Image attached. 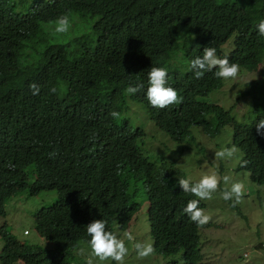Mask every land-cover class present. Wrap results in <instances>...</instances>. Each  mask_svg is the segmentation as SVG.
Wrapping results in <instances>:
<instances>
[{
	"label": "trees",
	"instance_id": "trees-1",
	"mask_svg": "<svg viewBox=\"0 0 264 264\" xmlns=\"http://www.w3.org/2000/svg\"><path fill=\"white\" fill-rule=\"evenodd\" d=\"M65 14L82 23L68 43L45 30ZM261 20L264 0H0V98L10 106L0 111V218L13 196L56 192L34 213L36 233L55 251L25 245L5 225L0 264H76L74 251L79 242L88 245L86 228L94 219L107 221V230L127 231L138 205L124 190L123 172L144 179L155 253H180L172 264H211L201 247L205 225L183 211L197 199L179 187L186 177L144 154L146 130L133 127L123 113L128 99L137 101L136 110L144 106L148 119L178 144L195 127L215 139L231 126L233 144L248 161L237 169L264 186V136L256 131L264 119V101L257 96L264 95V36L256 27ZM204 47L246 72H260L240 94L251 101L243 121L233 108L211 100L224 87L215 69L197 79L189 68ZM179 51L184 56L176 62ZM151 67L167 68L168 86L182 103L164 109L148 103ZM31 83L39 86L38 95ZM129 84L144 87L127 95ZM200 207L207 205L200 201Z\"/></svg>",
	"mask_w": 264,
	"mask_h": 264
},
{
	"label": "rangeland",
	"instance_id": "rangeland-1",
	"mask_svg": "<svg viewBox=\"0 0 264 264\" xmlns=\"http://www.w3.org/2000/svg\"><path fill=\"white\" fill-rule=\"evenodd\" d=\"M76 24H82L74 17L72 28L66 34H57L55 26L45 29L54 38L68 43ZM69 34L70 36H67ZM232 41L224 46L225 52H229ZM227 48V49H226ZM181 50H184L182 47ZM184 56L183 51L175 55L176 62ZM264 70V64L261 68ZM260 72H246L240 69L238 78L224 80V87L211 95V100L220 103L225 109L233 108V116L243 121L250 107L249 97H240L245 91L246 84L259 78ZM260 101H264V95L257 94ZM209 100L210 98H204ZM137 101L128 99V111L123 113V118L128 120L133 127L143 126L148 135L147 148L144 154L152 162L160 164H174L184 177H191L192 181L199 180L203 175L217 172L220 177L229 175L232 182H241L245 188V195L241 203L233 206L232 200H224L221 191L230 189V184L225 185L221 179L219 190L214 193L213 199L204 201L207 205L203 209L210 216L209 222L201 230V247L204 260L211 264H264V186L253 184L249 174L238 170L237 159L243 154L238 150L232 159L218 160L214 153L224 147H232L233 128L226 126L217 138L213 139L202 133L199 128L193 129L192 136L183 144L171 141L170 136L163 133L148 119L144 106L136 110ZM140 106V104H139ZM122 120V119H120ZM183 149V150H182ZM125 192L138 205V212L129 223L127 231H131L137 242H153L150 236L151 226L147 221L148 199L144 185V179L135 177L130 172L120 174ZM54 189L41 191L40 194L30 196L22 193L9 198L6 202L7 215L0 218V229L7 225L9 231L22 243L32 246H42L44 250L55 251V247L45 242L35 230L34 213L41 206L50 204L55 199ZM226 202V203H224ZM28 230L29 234L24 235ZM121 238L123 233L118 232ZM3 240L0 238V251L3 248ZM263 245V247H260ZM131 248V244L128 245ZM80 248L85 249L83 256L77 255ZM76 264H86V258L90 248L84 242H79L74 251ZM181 254L174 257H164L157 253L146 259H137L135 252H130L125 264H172L180 261ZM20 264H23L22 262ZM95 264H102L98 260ZM103 264H113L112 261Z\"/></svg>",
	"mask_w": 264,
	"mask_h": 264
},
{
	"label": "clouds",
	"instance_id": "clouds-1",
	"mask_svg": "<svg viewBox=\"0 0 264 264\" xmlns=\"http://www.w3.org/2000/svg\"><path fill=\"white\" fill-rule=\"evenodd\" d=\"M71 26L72 21L69 15L65 14L57 18L54 30L57 34H66L69 32ZM256 27L258 34L264 36V20H261ZM189 68L194 71L195 78L197 79L203 78L205 73L212 72L215 69V76L217 78L235 81L240 72V66L238 64L230 62L228 56L219 57L216 49L213 47H204L203 55L192 59ZM147 80L148 84L145 95L148 103L152 107L164 109L182 103L183 97L175 88L168 86V70L166 67H151L148 71ZM143 87V84H136L135 86L129 84L125 88V94H135ZM29 89L33 95L39 94L40 88L36 83L29 84ZM50 91L55 92L56 90L53 88ZM3 100V98H0V111L10 108L9 104ZM256 131L258 135L264 136V119L256 122ZM1 136L0 127V138ZM237 151L235 146L224 147L216 151L214 156L218 160L232 159L236 156ZM237 163L240 166H245L248 161L238 158ZM166 165H172L175 168L173 163ZM221 179L225 185H231L230 189L225 188L221 191V197L226 201L232 200L233 206L241 203L245 195L244 185L241 182H232V177L229 175L220 177L217 172L213 171L211 174L203 175L195 182L192 181L191 177L180 178L177 181L183 192L189 193L197 198L189 200L183 209L191 221L196 223L197 226L202 227L209 222L210 216L205 214L204 210L200 207V201L213 199L214 193L219 190ZM106 225L107 221L103 219H94L87 224L86 232L88 237H90L87 244L90 252L86 258V264H95L97 260L102 262V264L108 261H114L115 264H125L126 257L133 251L137 259H146L154 255V242H137L131 231L122 232L123 238H121L115 233V229L114 232L107 230ZM28 234L29 231L26 230L24 235ZM129 244H131V248H129ZM84 254V248H80L77 251V255L83 256Z\"/></svg>",
	"mask_w": 264,
	"mask_h": 264
},
{
	"label": "bare ground",
	"instance_id": "bare-ground-1",
	"mask_svg": "<svg viewBox=\"0 0 264 264\" xmlns=\"http://www.w3.org/2000/svg\"><path fill=\"white\" fill-rule=\"evenodd\" d=\"M59 6H60V5H59ZM219 7H220V6H219ZM211 12H212V11H211ZM212 13H213V12H212ZM211 15H212V14H211ZM220 21H221V20H220ZM220 21H219V22H220ZM221 22H222V21H221ZM221 22H220V23H221ZM208 23H209V21H208ZM166 25H167V24H166ZM222 25H223V24H222ZM206 26H207V25H206ZM211 26H212V25H211ZM223 26H224V25H223ZM223 26H222V27H223ZM219 28H220V27H219ZM222 29H224V28H222ZM220 30H221V28H220ZM223 31H224V30H223ZM225 31H226V30H225ZM226 34H227V33H226ZM221 36H222V35H221ZM225 38H226V37H225ZM227 39H228V38H227ZM227 39H226V40H227ZM226 40H225V42H226ZM226 44H228V43H226ZM226 49H227V48H226ZM224 203H226V202H224Z\"/></svg>",
	"mask_w": 264,
	"mask_h": 264
}]
</instances>
